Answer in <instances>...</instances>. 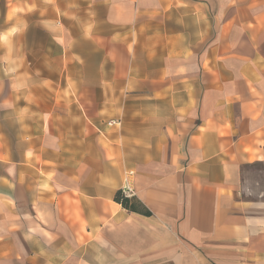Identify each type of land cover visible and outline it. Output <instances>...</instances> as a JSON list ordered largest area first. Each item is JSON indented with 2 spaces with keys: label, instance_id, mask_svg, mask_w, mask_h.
Segmentation results:
<instances>
[{
  "label": "crops",
  "instance_id": "1",
  "mask_svg": "<svg viewBox=\"0 0 264 264\" xmlns=\"http://www.w3.org/2000/svg\"><path fill=\"white\" fill-rule=\"evenodd\" d=\"M0 264H264V0H0Z\"/></svg>",
  "mask_w": 264,
  "mask_h": 264
},
{
  "label": "trees",
  "instance_id": "2",
  "mask_svg": "<svg viewBox=\"0 0 264 264\" xmlns=\"http://www.w3.org/2000/svg\"><path fill=\"white\" fill-rule=\"evenodd\" d=\"M115 200L122 203L127 208H137L135 201L132 198L124 195L122 190H119L115 195Z\"/></svg>",
  "mask_w": 264,
  "mask_h": 264
},
{
  "label": "built area",
  "instance_id": "3",
  "mask_svg": "<svg viewBox=\"0 0 264 264\" xmlns=\"http://www.w3.org/2000/svg\"><path fill=\"white\" fill-rule=\"evenodd\" d=\"M110 123H120V122H116V121H112ZM123 193L126 196H132L133 195V188H131L128 184L125 185V187L123 188Z\"/></svg>",
  "mask_w": 264,
  "mask_h": 264
},
{
  "label": "rangeland",
  "instance_id": "4",
  "mask_svg": "<svg viewBox=\"0 0 264 264\" xmlns=\"http://www.w3.org/2000/svg\"><path fill=\"white\" fill-rule=\"evenodd\" d=\"M38 37H39V36H38ZM51 43H52V49H53V50H57V49L59 48V47L57 46V44L54 42V40H52ZM51 43H50V44H51Z\"/></svg>",
  "mask_w": 264,
  "mask_h": 264
}]
</instances>
